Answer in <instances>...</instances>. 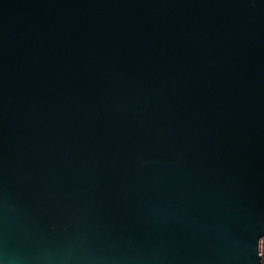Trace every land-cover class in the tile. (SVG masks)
I'll return each mask as SVG.
<instances>
[{
	"label": "water",
	"instance_id": "95a60500",
	"mask_svg": "<svg viewBox=\"0 0 264 264\" xmlns=\"http://www.w3.org/2000/svg\"><path fill=\"white\" fill-rule=\"evenodd\" d=\"M0 264H264V0H0Z\"/></svg>",
	"mask_w": 264,
	"mask_h": 264
}]
</instances>
